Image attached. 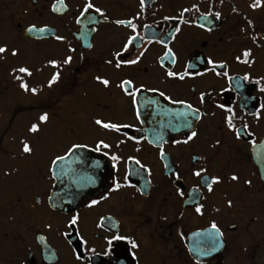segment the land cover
Here are the masks:
<instances>
[{"label": "flooded vegetation", "instance_id": "flooded-vegetation-1", "mask_svg": "<svg viewBox=\"0 0 264 264\" xmlns=\"http://www.w3.org/2000/svg\"><path fill=\"white\" fill-rule=\"evenodd\" d=\"M56 2L0 0V36L7 32L4 39L7 41L0 44L21 50L17 57L8 55L0 59V79L13 92L23 93L13 69L27 66L33 72L31 77H25V81L29 87L40 90L35 96L41 100L18 109V114L34 113L30 125L36 123L44 111L49 113L51 120L53 115H58L65 101L80 92L85 102L70 107L69 111L75 113L73 117L83 124V130L73 120L70 123L72 133L81 136V143H88L89 149L97 138L105 139L113 144L112 149L106 150L109 155L115 153L122 159L113 169L114 162L109 157L95 152L106 163V187L68 212L53 208L48 200L56 182L50 178L48 167L32 166L30 174L26 173L32 179L20 183L19 196L16 197L13 190L10 194L14 203L11 200L6 207L0 206L1 216L5 218L0 228L6 233L10 231L14 240L19 238L12 250L19 255V260L12 264H264V108L261 107L264 92L260 91L264 88V80L255 82L264 77V6L252 9L253 0H145L141 8L140 0H93L108 16L109 22L98 17L100 22L95 25H88L86 21L77 25L75 17L85 0H63L68 6L64 13L51 11ZM261 3L264 5V0ZM184 9L189 11L184 12ZM215 12L220 13L218 18L202 16ZM90 15L98 16L94 12ZM117 19L132 20L144 37L142 42H137L135 50L130 47L124 54L126 58H135L144 51L140 64L122 71L105 63L132 34L130 28L111 23ZM197 24H204L205 28ZM30 25L47 26L52 32L65 36L66 41L57 42L47 33L44 36L39 33V36L28 35L25 29ZM144 25H150V28H144ZM253 35L257 39L254 40ZM150 38L154 41L151 44L148 43ZM156 39H165L175 53L174 62L171 58L163 61L164 68L160 63L165 48L156 43ZM89 44L92 47L89 48ZM69 47L75 48L76 52H68ZM245 50L251 52L247 58L242 55ZM66 54L73 56L71 65L61 69L59 84L48 87L47 82L56 71L47 65L48 59L62 60ZM237 56L241 61L248 59L251 65L237 61ZM208 58L216 62L217 72L227 71L233 81L209 71L213 65L207 64ZM221 62L226 64L225 68L219 67ZM188 64L195 65L188 71L205 75L186 77L184 81L165 76V69L182 73ZM245 73L250 74L251 81L245 82L243 89L234 91L235 78L243 77ZM96 75L110 78L111 91L102 89L94 81ZM121 78H133L137 86L143 83L146 88H158L166 96L185 99L199 107L202 113L206 112L198 120L188 116L198 137L186 145L173 143L186 138L189 129L180 127L171 112L187 110L155 92L140 93L141 101L150 97L159 103H141L140 118L136 119L129 99L115 87ZM201 93L206 94L203 104L199 102ZM219 104L233 109L237 130L245 124L248 126L240 131L239 139L227 127L225 117L228 113L217 107ZM254 113H259L260 118L257 119ZM16 117L9 125H14ZM93 117L131 124L132 127L123 129L122 133L106 132L93 126ZM9 125L4 130L7 137L0 136V142L8 138ZM48 125L44 128L47 135L51 132ZM27 134L37 138L36 134ZM124 134L136 137L139 143L127 140ZM119 140L125 142L116 147ZM162 140L167 141L163 145L166 153L163 159L157 146ZM26 143L34 146L32 141ZM258 153L263 158L261 165ZM128 156L136 157L145 165L139 175L136 174L137 165L131 162L125 165ZM200 167L207 168L211 176L221 177L222 183L213 185L212 192L202 186L200 178L192 175ZM126 170L131 173L129 183L135 187L110 192L114 180L121 184L125 182ZM175 172L181 174L180 181L174 180L172 173ZM233 174L239 177L237 181L230 179ZM245 181H251V185ZM177 187L185 193L183 197L178 195ZM197 188L199 191L194 190ZM103 195L108 199L93 208L87 207L91 200ZM229 200L233 202L232 207H228ZM197 204L204 205L203 215L194 211ZM75 212L81 217L78 229H68L65 227L67 219ZM213 221L223 232L214 251L210 250L207 237L194 235L211 231ZM48 223L52 224L50 230L45 227ZM100 224L103 227H99ZM65 231L70 235L63 236ZM117 231L131 235L140 247L133 250L129 244L121 242L111 257H105L106 237ZM41 235L45 236L43 242L39 240ZM80 237L87 241L86 246ZM92 248L95 255L86 250ZM74 250L91 259L77 261ZM133 251L134 258L130 255Z\"/></svg>", "mask_w": 264, "mask_h": 264}, {"label": "snow or ice", "instance_id": "snow-or-ice-1", "mask_svg": "<svg viewBox=\"0 0 264 264\" xmlns=\"http://www.w3.org/2000/svg\"><path fill=\"white\" fill-rule=\"evenodd\" d=\"M144 4H145V0H140L141 8L144 7ZM262 6H264V5H262L261 0H253V3L250 5V7L254 10L257 8H260ZM193 8H196V5H193ZM67 10H68V6H67V4L63 3V0H57V2L55 4H53L52 8H51V11L54 13H57V12L64 13ZM183 11L188 12L189 9H184ZM92 12H94L95 14H98V16L97 15H90V13H92ZM182 15H183V13L181 14V16ZM209 15L218 18L220 16V13L215 12V13L202 14V16L205 19H207V17ZM98 17L102 18L103 21L106 23L109 22L108 16L105 14V12L102 10L101 7L96 6V4L93 2V0H85V2L81 5L79 14L75 17V22L77 25H81L82 22H84V21H86L88 25H95V24L100 22ZM165 19H169V18L166 17ZM184 22L190 23V21H188V20H185ZM111 23H114V24L119 25V26H124L126 28H130L132 31V34L126 37V40H125V42L122 43L120 49L115 51L114 53H112L111 58L107 59L105 61V63L107 65L112 66L115 70H118V71H122L126 67L139 65L141 62V57L144 56V51H140L139 54L135 56V58H126L124 55L125 53H127L129 51L130 47L135 50L137 48V42L138 41L142 42L144 40V37L141 36L139 34V32L137 31V25L135 23H133L132 20H124V19H117L115 21H112ZM248 23L251 26V22L249 21ZM197 26L200 28H205L204 24H197ZM144 28H150V25H144ZM92 30L98 31V29H95V28H93ZM207 30L211 31V29H207ZM25 32L28 34L39 33L41 35L47 33V34L51 35L53 37V39L57 42L63 43L66 41L65 36L52 32V30L50 28H48L47 26L38 28L36 25H30L25 29ZM176 32L179 33L180 29L177 28ZM252 38L254 40L257 39V37L255 35H253ZM153 42L154 41L151 38L148 40L149 44H151ZM155 42L160 43L165 48L163 57L161 58L160 67L164 68L165 65H164L163 61L168 60L169 58H171L172 61L174 62L175 61V53L173 52L172 48L168 46V44L166 43V40L165 39H156ZM88 47L90 48V47H92V45L89 44ZM68 52L75 53L76 49L69 47ZM20 54H21L20 49H18L16 47L9 48V46L7 44H0V59H4L8 55H10L12 57H17ZM242 55L245 58H247L251 55V52H250V50H245L242 53ZM235 59L237 61H241L240 56H237ZM72 61H73V56L70 54H66L62 60L48 59L47 65L56 69V71L53 72V74L51 75V78L47 82L48 87H51L53 84H59L61 82V69H63L65 66L71 65ZM241 62L251 65V61H249L248 59H244ZM207 64L213 65V67L211 69H209V71L213 72L216 76H222V77L226 78L229 82L233 81L234 78L232 76H230L227 71H223V72H217L216 71V62L213 61L211 58L207 59ZM225 66H226V64L224 62H221L219 65L220 68H225ZM193 67H195L194 64L186 65L185 71L182 73L175 72V71H172L170 69H165V76L169 79L184 81L186 79V77H192V76H196V75H199V76L205 75V73H203V72L188 71L189 68H193ZM13 73H14V78L20 81V84H19L20 89H22L25 93L32 94L33 96L38 95L40 90L37 87H29V84L25 81V77H31L33 75V72L30 70L29 67L19 66V67L13 69ZM93 79L99 86H101L102 89L111 91L112 81L110 80V78L103 76V75H96L93 77ZM251 79L252 78H251L250 74H248V73H245L243 75V77L235 78L236 82H235L233 90L239 91V90L243 89L245 86V82H250ZM260 80H264V77H261L260 79L256 80L255 82L259 83ZM115 87L120 90V92L123 94V96H125L129 99L130 105L134 109L136 119L140 118L141 103H146L147 105H157L159 103L158 100L152 99L150 97H144L143 101H141L140 93L142 91L158 93V95L160 97H163L164 99L168 100L171 104H177V105L184 106L187 111H184V112L173 111V112H171V115H172L173 119L177 120V123L180 125V127H184V128L189 129V134H187L186 138H184L183 140L177 139V140H174L173 143L177 144V145H179V144H185L186 145L190 141H194L198 137V133L195 130L192 122L188 119V116L191 115L194 119L198 120V119L202 118V116L206 115L207 113L206 112L202 113L199 107H194L191 103H189L185 99H173L170 95L166 96L165 92L160 91L158 88H155V87L146 88L143 83H141V84H139V86H137L134 83L133 78H128V79L121 78L119 80V83H117L115 85ZM260 91L264 92V88H261ZM205 97H206L205 93L200 94L199 102L201 104L204 103ZM217 107L224 109L228 113V115L225 117V122L227 124V127L229 129H231L236 134L237 138L239 139L240 131L246 130L248 126L245 124L242 126V129L237 130L234 123H233V119L235 117V113H234L233 109L232 108H225L224 104H219V105H217ZM261 107L264 108V105H261ZM213 115H214V113H213ZM254 115L256 116L257 119L260 118L259 113H254ZM49 123H50L49 113L47 111H44L38 116L37 122L32 123L30 125L28 131L30 133L36 134L38 137L39 134L44 131V128L47 127V125ZM91 123L93 124V126L95 128H97L99 130H104L106 132H112V133H122L123 129H127V128L132 127L131 124L113 122L111 120H105V119L100 118V117H93ZM176 130L178 131L179 128H176ZM124 135L126 136L127 140H133L136 143H139V140L136 137L127 136L126 134H124ZM144 139H147V137H144ZM124 142H125L124 140H119L117 142L116 147H119V144H123ZM148 142L153 143V141H151V140H149ZM166 143H167L166 140H162V142L161 141L157 142V146L159 147V155L162 159L166 155V153L164 151V147H163V145ZM217 143H219V141H217ZM112 148H113V144L107 142L103 138H97L94 141V146L91 147V149H89V144L86 142H84V143L72 142L70 144V146H68L65 149L63 154H56V155H54L53 158H50L49 166H48V174H49L51 179L57 180V181L61 180L64 175L68 174V171L71 172V175L73 177H79V175H80L79 171L77 169L71 167L72 164H79L84 159V157L78 152V150H90L92 152L101 153L103 156L109 157L110 160L114 162L112 166H113V169H116L117 164L121 161L122 157L115 154V153H112L111 155H109V151H106V150H110ZM137 151H139V149H137ZM22 152L24 154H27V155H32L34 152V148L29 143L24 142L22 144ZM129 162L138 166V171L136 173L137 175L140 174V170L145 169V165L142 164L141 161L134 156H128L127 159L124 160L125 165H128ZM94 165L96 167H99L100 162L95 161ZM165 167L167 168L168 165H165ZM66 169L68 171H66ZM9 174L10 173H7V172L5 173V175H9ZM130 174L131 173L126 170L125 176H124L125 182L123 184H121L119 181L114 180L113 181V187L110 189V192L119 191L123 187H135V185L130 184L128 181V177ZM172 175L174 176L175 181H180L181 174L179 172L172 173ZM192 175L200 178V182H201L202 186L206 187L208 192L213 191V185H219L222 183L220 176L209 175L208 169L205 167H200L199 169L194 170L192 172ZM230 179L232 181H237L239 179V177L237 175L233 174V175H231ZM245 183L248 185H251V181H245ZM194 190L199 191L198 188L194 189ZM176 191H177L178 195L181 197H183L185 195V193L182 190H180L179 187H177ZM65 195H67V193H65ZM54 197H57L56 193H53V195H50L48 197V200H49V202H51V205L53 207L56 206ZM58 198L63 202V200H64L63 195L59 196ZM107 199H108V196L103 195L100 197V199L91 200L90 203L87 205V207L93 208V207L99 205L101 203V201H104ZM69 203H71V200H69ZM232 203L233 202L231 200H229L227 202L228 207H232ZM203 209H204L203 204H197L194 208V211L199 215H203L204 214ZM217 211H218V209H217ZM103 219L104 218L101 217V220H103ZM80 220H81V217H80L79 212H75L74 214H71L69 216V218L67 219L65 227L68 229H78V225H79ZM98 226L103 227V224H100ZM45 227L50 230L52 228V224L48 223L45 225ZM210 229H211V231H209V232H198V233H195L194 235L207 237V239L210 242V250L214 251L216 249L217 243H219V239L223 237V232H221L219 226L217 225V223L215 221L211 222ZM62 235L67 237L70 235V233L68 231H65L64 233H62ZM39 240L41 242H43L45 240V236L41 235L39 237ZM80 240H81L82 244L86 246L87 241H84L83 237H80ZM121 242L129 244L131 246V249H133V250L138 249L140 247V245L136 242V240L131 235H122V234H120L119 231H117V232H113L109 237H106L107 247L105 248L103 255L105 257H111L114 254L116 248L121 244ZM69 243H71V241H69ZM86 250L90 251L94 255L96 254L94 248L86 249ZM74 255H75V259L77 261L91 259V257L85 256L80 252H76L75 250H74ZM130 255L134 258L135 252L134 251L131 252Z\"/></svg>", "mask_w": 264, "mask_h": 264}, {"label": "rangeland", "instance_id": "rangeland-1", "mask_svg": "<svg viewBox=\"0 0 264 264\" xmlns=\"http://www.w3.org/2000/svg\"><path fill=\"white\" fill-rule=\"evenodd\" d=\"M6 33L4 31L3 35L0 36V42L7 41L4 40ZM79 94L80 92L73 99L65 101L58 115L51 117L48 125L51 131L50 134H45L46 129H44L35 138V136L27 134L34 113L27 112L18 114V109L35 105L41 99L26 94L25 92H13L0 79V136L4 135V139L7 137L4 134V130L8 127L11 119L17 116L14 125H9L10 134L8 138L0 142V206L6 207L11 203V200L14 203L10 194L13 190L14 195L16 197L19 196L18 194L21 191L19 189L21 186L20 183L32 179L30 175L27 177L26 174H30L29 171L32 166L39 165L41 167H48L50 158H53L56 154H63L72 142H81L82 137L72 133V124L70 123H73L74 120L81 131L83 130L81 128L83 124L77 121L76 117H73L75 113H70L69 111L70 107L81 106L85 102L86 99L82 94ZM28 140L34 144V152L32 155L22 153V144L28 142ZM10 154L14 155V157L10 156ZM6 172L10 174L5 175ZM1 215L0 212V223L5 219ZM9 233L10 231L6 233L0 228V264H12V262L19 260V255L12 251L14 244H17L16 241L19 238L14 240L15 236Z\"/></svg>", "mask_w": 264, "mask_h": 264}, {"label": "water", "instance_id": "water-1", "mask_svg": "<svg viewBox=\"0 0 264 264\" xmlns=\"http://www.w3.org/2000/svg\"><path fill=\"white\" fill-rule=\"evenodd\" d=\"M28 35L39 36L38 33ZM44 35L45 34H43V36ZM40 36L42 35L40 34ZM262 147H264V143ZM258 149H260V147H258ZM78 152L84 159L79 164H72L71 167L79 171V177H73L71 172L66 169L68 174L64 175L59 181L55 180V189L51 194H57V197H54L56 206L52 207L64 212H68L85 203L103 190L107 184V167L104 159L90 150H78ZM258 158V162L261 165V159L263 158L260 153L257 154V159ZM95 161L100 162L99 167L94 165ZM65 193H67V195H65ZM61 195L64 196L63 202L58 198ZM69 200H71V203H69Z\"/></svg>", "mask_w": 264, "mask_h": 264}]
</instances>
